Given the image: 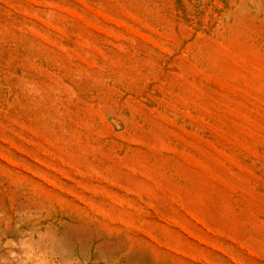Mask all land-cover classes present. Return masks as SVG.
<instances>
[{
  "label": "rangeland",
  "instance_id": "obj_1",
  "mask_svg": "<svg viewBox=\"0 0 264 264\" xmlns=\"http://www.w3.org/2000/svg\"><path fill=\"white\" fill-rule=\"evenodd\" d=\"M24 217L42 259L264 264V0H0L4 243Z\"/></svg>",
  "mask_w": 264,
  "mask_h": 264
},
{
  "label": "bare ground",
  "instance_id": "obj_2",
  "mask_svg": "<svg viewBox=\"0 0 264 264\" xmlns=\"http://www.w3.org/2000/svg\"><path fill=\"white\" fill-rule=\"evenodd\" d=\"M24 220L17 226V229L12 226L7 227V233L16 230L13 234L20 237L18 241L17 238H14L4 243L3 235H0V264H86L89 261L99 263L96 251H91V247H89L91 244L85 247L82 246L80 252H77L74 248L71 250L67 248L58 250L52 247L50 249L52 259H42L40 252L42 251L43 242H45L41 232L42 228L36 227L33 219L28 218L29 221H27L24 217ZM7 233H5V236ZM36 234H39L38 238L35 237ZM105 263L116 264L117 258L109 252L105 258Z\"/></svg>",
  "mask_w": 264,
  "mask_h": 264
}]
</instances>
